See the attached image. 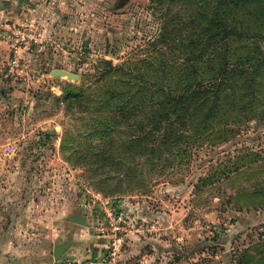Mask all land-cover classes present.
Listing matches in <instances>:
<instances>
[{
  "label": "rangeland",
  "instance_id": "374dc122",
  "mask_svg": "<svg viewBox=\"0 0 264 264\" xmlns=\"http://www.w3.org/2000/svg\"><path fill=\"white\" fill-rule=\"evenodd\" d=\"M203 1L61 0L59 13L0 27V231L18 218L29 230L20 244L38 252L49 241L50 259L66 240L56 229L70 225L106 254L121 239L122 264H264V72L254 102L188 123L182 137L165 135L176 122L148 102L119 123L96 120L119 100L135 107L137 84L155 102L192 90L202 49V62L219 48L243 54L247 6H227L228 19L219 9L227 36L211 40L214 2ZM29 29L25 51L15 33Z\"/></svg>",
  "mask_w": 264,
  "mask_h": 264
},
{
  "label": "trees",
  "instance_id": "16d2710c",
  "mask_svg": "<svg viewBox=\"0 0 264 264\" xmlns=\"http://www.w3.org/2000/svg\"><path fill=\"white\" fill-rule=\"evenodd\" d=\"M212 2H214L215 11L212 15L214 18L209 20L211 40L216 39L220 33H226L228 29L225 25L226 23L222 22L221 18L218 17L219 9L221 11L220 15L223 17L226 15V19H228V14L233 10L232 8L243 9L247 6L248 10H250V13H247L250 19L242 21V25H246V27H243L237 33L246 38L244 45L240 47L243 54L240 55V53H233L219 48L218 53L222 50V56L217 53L216 59L207 58L202 62V57H204V49H202L193 58V65L190 71L193 76V83L191 86L190 84L188 85L192 90L187 91L186 94L183 92L177 95L166 94L160 102H155L151 98L146 101L148 94H150V97L153 95L143 92L141 86L137 84V90L142 91L139 93L144 94L136 97L135 107L130 105L125 107L129 101L119 100L121 105L98 115L96 118L98 120L97 123H108L109 120L113 123H119L121 120H127L129 116L136 117L146 110V102H148L152 107L155 105L162 106V110H165L174 119L170 122H176L174 124H176L177 129H174V124H172L170 129L167 128L165 130V135L182 137L179 130L188 123H192L199 128L198 126H202L203 123H212L222 118L226 114L225 106L228 104H231V107H235L238 102H243L244 100H246L247 104L255 101L254 96L257 95L258 86L263 85V83H258V80L260 74L264 72V33L260 34L264 32L261 31L264 28V0H204L200 3L202 7H209ZM227 6L232 8L227 9ZM249 27H254L251 34L246 32ZM250 40H252V43H249ZM216 48V46L211 47L209 53ZM203 75L205 76L200 77ZM237 94H239L238 97ZM234 96H236L235 100L232 99ZM108 100L111 101L110 98ZM61 102L63 101L61 100ZM151 111V120L156 117L160 118L157 114L159 111L154 109H151ZM164 115L167 117L166 114ZM134 120L135 123L144 122H139L138 118ZM174 141L176 143L179 142L176 139Z\"/></svg>",
  "mask_w": 264,
  "mask_h": 264
},
{
  "label": "crops",
  "instance_id": "0c3cea01",
  "mask_svg": "<svg viewBox=\"0 0 264 264\" xmlns=\"http://www.w3.org/2000/svg\"><path fill=\"white\" fill-rule=\"evenodd\" d=\"M47 1L50 2L47 3ZM50 10L59 13L61 0H0V27L9 29L12 24L28 22L29 19L37 17L41 12H49ZM69 227L70 225H65L56 229L57 236L66 240L61 243L60 240L54 243L52 253L55 245H68L61 256V261L71 260L79 264L86 262L105 264L107 259L104 249L105 242L99 237L89 235L88 229L82 226L75 229L71 227L73 228L71 232H67ZM28 231L27 228L19 227L18 218L10 217L0 231V264H55L53 256L52 260L50 255L48 256V248L46 247H48L49 241L47 245L45 244V248L38 247V252L31 246L20 244V239L28 237Z\"/></svg>",
  "mask_w": 264,
  "mask_h": 264
},
{
  "label": "built area",
  "instance_id": "2783aa9c",
  "mask_svg": "<svg viewBox=\"0 0 264 264\" xmlns=\"http://www.w3.org/2000/svg\"><path fill=\"white\" fill-rule=\"evenodd\" d=\"M15 35L17 37H22L20 38V40L22 42H24V45H23V50L25 51H28L31 49V45L36 42V36H35V32L34 30H27V31H24V32H20V31H17L15 33ZM111 243H110V247H109V251L107 253V259L106 261L104 262L105 264H122L119 260H118V254H119V248H120V245L122 243V240L121 239H111ZM58 264H79V263H76L74 261H71V260H66V261H62ZM85 264H92L91 262H86Z\"/></svg>",
  "mask_w": 264,
  "mask_h": 264
},
{
  "label": "water",
  "instance_id": "95a60500",
  "mask_svg": "<svg viewBox=\"0 0 264 264\" xmlns=\"http://www.w3.org/2000/svg\"><path fill=\"white\" fill-rule=\"evenodd\" d=\"M53 74L55 75H63V76H67L69 78H72L74 77L73 75L69 74V73H66L64 71H52ZM69 221L71 222H74V223H77L79 225H85V221L81 218H70L68 219ZM68 245H65V246H58V245H55L53 247V253H52V256H53V260L54 261H57L63 254V252L67 249Z\"/></svg>",
  "mask_w": 264,
  "mask_h": 264
}]
</instances>
